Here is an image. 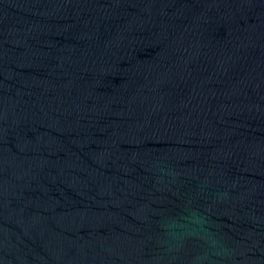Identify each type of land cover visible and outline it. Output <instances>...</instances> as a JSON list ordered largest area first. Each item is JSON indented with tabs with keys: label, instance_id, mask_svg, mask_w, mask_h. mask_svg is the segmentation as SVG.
<instances>
[{
	"label": "water",
	"instance_id": "1",
	"mask_svg": "<svg viewBox=\"0 0 264 264\" xmlns=\"http://www.w3.org/2000/svg\"><path fill=\"white\" fill-rule=\"evenodd\" d=\"M0 264H264V0H0Z\"/></svg>",
	"mask_w": 264,
	"mask_h": 264
}]
</instances>
